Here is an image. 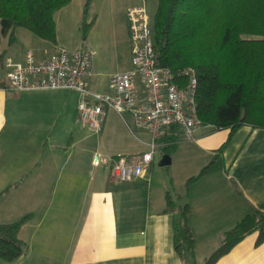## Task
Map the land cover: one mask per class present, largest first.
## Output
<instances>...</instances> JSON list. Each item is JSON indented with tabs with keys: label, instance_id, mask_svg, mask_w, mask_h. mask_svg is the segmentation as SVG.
Masks as SVG:
<instances>
[{
	"label": "crops",
	"instance_id": "obj_1",
	"mask_svg": "<svg viewBox=\"0 0 264 264\" xmlns=\"http://www.w3.org/2000/svg\"><path fill=\"white\" fill-rule=\"evenodd\" d=\"M39 38L31 35V46L23 51L20 45L11 49L0 22V222L29 216L20 231L25 253L13 261L0 257V264H205L228 230L253 209L264 210V128L249 125L240 127L226 144L223 168L188 183L213 159L230 130L207 125L186 138L173 123L158 139L155 155L161 149L168 154L167 146L175 141L169 155L177 164L184 160L183 168L170 169L161 180L154 155L142 176L114 182L113 160L149 151L152 134L136 129L131 115L125 122L114 111L133 135L125 150L102 152L100 143L94 146L88 138L104 133L108 115L103 130L91 132L78 119V92L11 90L6 57L25 63L31 50L40 61L56 47L65 48ZM92 77L93 67L94 88ZM110 92L109 79L103 93ZM172 125L180 134L172 132ZM102 163L104 168L111 163L108 175L106 169L100 171ZM168 195L172 210L167 209ZM186 204L193 247L185 232ZM177 235L180 250L175 247ZM256 239V232L249 234L217 264H264V242L257 245Z\"/></svg>",
	"mask_w": 264,
	"mask_h": 264
},
{
	"label": "trees",
	"instance_id": "obj_2",
	"mask_svg": "<svg viewBox=\"0 0 264 264\" xmlns=\"http://www.w3.org/2000/svg\"><path fill=\"white\" fill-rule=\"evenodd\" d=\"M71 1L0 0L2 33L12 43L16 29L24 28L56 43L55 14ZM83 26L86 31L91 26L86 13ZM153 38L157 63L175 73L179 82L184 84L187 79L183 72L195 73L197 115L203 126L230 130L227 141L200 173L189 179L191 183L224 167L223 150L240 127L264 128V0H158ZM176 143L167 146L168 154ZM167 198V209L172 210L174 202L170 195ZM182 213L193 247L194 238L186 224L188 204ZM28 219L0 222L1 258L13 261L25 253L27 243L20 231ZM255 232L260 245L264 242V210L253 209L228 230L205 264H217ZM175 247L180 250L178 235Z\"/></svg>",
	"mask_w": 264,
	"mask_h": 264
},
{
	"label": "built area",
	"instance_id": "obj_3",
	"mask_svg": "<svg viewBox=\"0 0 264 264\" xmlns=\"http://www.w3.org/2000/svg\"><path fill=\"white\" fill-rule=\"evenodd\" d=\"M127 19L132 42L131 68L111 76L110 93L91 87L94 51L85 43L75 50L56 47L52 55L40 61L31 50L25 63L6 59L7 79L13 91L68 89L78 92V119L91 132H101L107 112L113 110L125 122L126 115H131L136 129H147L152 134L149 151L120 155L113 160L111 177L118 184L145 173L166 127L177 124L186 138H192L203 126L197 115L195 73L183 72L187 79L182 84L175 73L157 63L153 25L145 5L130 8Z\"/></svg>",
	"mask_w": 264,
	"mask_h": 264
},
{
	"label": "rangeland",
	"instance_id": "obj_4",
	"mask_svg": "<svg viewBox=\"0 0 264 264\" xmlns=\"http://www.w3.org/2000/svg\"><path fill=\"white\" fill-rule=\"evenodd\" d=\"M87 1L72 0L68 5L56 12L57 41L60 46L65 48L79 47L85 43L94 51L93 86L96 90L107 92L111 76L131 67L132 42L127 11L132 7L145 5L149 20L153 25L158 8V0H91L87 11H85ZM85 13L87 23L91 25L87 31L83 26ZM31 35L35 39L40 40L39 37L30 31L24 28H17L15 40L10 48L15 49L16 46L19 48L20 45V50H25L26 47L31 46V43H28V41H31ZM107 115L108 121L104 133L91 136L88 141L93 143L94 146L99 142L102 152L117 154L119 151L126 149V142L128 143L130 140L128 137L131 132L113 110L108 111ZM170 128L172 132L180 134L176 125H172ZM132 132L134 134L138 133L135 128L132 129ZM134 141L139 145L142 144L138 139ZM164 155L166 153L161 149L154 159L155 174L161 180L164 177H168L170 169L178 167L177 169L180 170L185 165L184 160L177 164V158L175 157L173 160L172 155L171 165H160ZM185 160L186 162L188 161L187 158ZM109 166L104 168L102 163L99 169L100 171L106 169L108 175Z\"/></svg>",
	"mask_w": 264,
	"mask_h": 264
},
{
	"label": "water",
	"instance_id": "obj_5",
	"mask_svg": "<svg viewBox=\"0 0 264 264\" xmlns=\"http://www.w3.org/2000/svg\"><path fill=\"white\" fill-rule=\"evenodd\" d=\"M170 163H171V156L169 154L164 155V157L160 161V165H167Z\"/></svg>",
	"mask_w": 264,
	"mask_h": 264
}]
</instances>
